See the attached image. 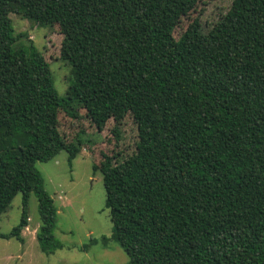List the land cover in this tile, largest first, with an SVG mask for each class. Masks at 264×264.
<instances>
[{
	"label": "trees",
	"instance_id": "1",
	"mask_svg": "<svg viewBox=\"0 0 264 264\" xmlns=\"http://www.w3.org/2000/svg\"><path fill=\"white\" fill-rule=\"evenodd\" d=\"M199 1L0 0V218L22 196L19 224L0 238L24 242L34 193L40 250L63 248L37 163L64 150L72 166L84 140L68 142L59 115L85 110L99 130L128 115L138 130L132 155L93 166L113 223L104 245L127 264H264V0H234L207 34L176 39ZM18 9L63 36L65 95L15 33Z\"/></svg>",
	"mask_w": 264,
	"mask_h": 264
},
{
	"label": "rangeland",
	"instance_id": "2",
	"mask_svg": "<svg viewBox=\"0 0 264 264\" xmlns=\"http://www.w3.org/2000/svg\"><path fill=\"white\" fill-rule=\"evenodd\" d=\"M234 0H200L196 7L183 17L174 30V37L194 40L207 34L213 25L224 17ZM20 8V7H17ZM16 34L25 47L41 51L54 74L55 87L65 95L70 84L71 66L61 58L63 36L57 27H39L23 16V9L10 14ZM81 117L73 119L66 113L59 115V129L68 142L84 140L81 152L69 164L68 153L60 154L37 166L45 179V189L58 209L55 237L64 246L52 254L40 250L36 233L40 225L38 199L34 193L28 203V225L23 229L24 242L16 238H0V264H127L129 257L115 242L104 245L102 237H110L113 223L105 205L106 191L103 176L93 166L99 165L103 156L121 153L123 160L136 151L138 130L130 115L121 124L110 119L99 130L80 110ZM118 129V135L115 134ZM22 215V196L18 193L10 208L0 218V233H10ZM97 243H93V240Z\"/></svg>",
	"mask_w": 264,
	"mask_h": 264
}]
</instances>
